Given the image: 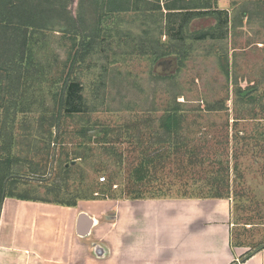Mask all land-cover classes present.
Here are the masks:
<instances>
[{"label": "rangeland", "instance_id": "374dc122", "mask_svg": "<svg viewBox=\"0 0 264 264\" xmlns=\"http://www.w3.org/2000/svg\"><path fill=\"white\" fill-rule=\"evenodd\" d=\"M78 1L71 2L68 7L74 16ZM150 1L157 3L156 0ZM167 1L160 0L161 7ZM237 2L240 6L247 5L256 16L255 0ZM232 5V0H221L218 7L230 11L233 18L238 6ZM94 8L89 6L86 9L85 18L91 23L97 18ZM155 14L160 18V12ZM125 21L133 35H126V32L119 39L120 43L116 39L108 38L106 43L104 39L100 40L101 45L95 54L81 64L79 78L90 112L84 116L86 121L68 119L64 130L68 135L60 132V139H55L59 133L54 128V137L48 146L46 130L41 132L39 123L33 122L25 131L19 118L15 154L39 164L40 171L31 173V165L23 161L18 166L22 178L16 193L26 190L32 197L74 201L79 197L82 200L89 198L93 192L112 184L111 194L119 197L107 198L109 200H132L128 196H134L136 192H142L145 197L165 195L168 199H175L173 197L179 192L187 196L208 195L212 190L210 183L223 176L225 186L222 193L231 203L232 244L249 247L252 251L263 248L264 127H259L261 130L257 132L255 121L235 123V118L239 89L245 90L247 97L255 92L253 87L257 82H262L264 88V19L257 17L236 24L231 20L228 31H225L226 38L220 43L191 40L192 51L185 66L175 62L174 57L156 65L141 57L138 37H143L144 21L138 20L136 15H128ZM163 21L166 25L167 21ZM214 24L212 18L199 19L190 24L189 32H200ZM153 33V37L158 36L157 32ZM173 36L176 38L175 34ZM44 38L50 43L48 58L51 65L43 57L42 62L53 71L51 77H58L67 66V56L73 43L59 32ZM162 39L165 41L166 37ZM226 72H229V77ZM177 93L183 94L179 101H190L189 107L205 101L216 107L225 103L224 109L227 110L188 116L183 137L190 139V147L202 148L198 158L195 157V168L177 172V162L170 165V160H163L160 163L165 167L158 168L159 162L155 163L157 167H150L149 177L139 182L135 169L142 160V150L160 147L159 142L162 143L166 134L159 129V121L164 108ZM45 102L52 107L50 98H45ZM33 117L34 114L29 124ZM84 122L93 126L92 133L98 138L88 143V147L79 149L78 142L85 141V138L76 131ZM77 150L82 158L76 159L75 164H68L72 170L66 174L60 167L67 158H73ZM182 158L188 161L186 156ZM220 161L225 163L223 171ZM199 186L202 188L200 193L194 189ZM97 195L95 193L94 196Z\"/></svg>", "mask_w": 264, "mask_h": 264}, {"label": "trees", "instance_id": "16d2710c", "mask_svg": "<svg viewBox=\"0 0 264 264\" xmlns=\"http://www.w3.org/2000/svg\"><path fill=\"white\" fill-rule=\"evenodd\" d=\"M156 1L157 3L150 0H79L77 13L74 16L68 9L72 0H0V217L6 198L77 207L81 197L74 201L68 199L51 201L32 197L26 190L16 193L22 178L18 166L23 161L31 165V173L38 174L40 171L39 164H35L28 158L21 159L15 154L19 118L22 121L20 123L23 126L22 129L25 131L33 122L39 123L41 132L46 130V136L49 138L48 146L53 140L54 128L59 133L55 139H60V132L68 135L64 131L68 119L86 121L84 116L90 112L79 78L81 64L95 54L101 45L100 40L104 39L106 43L108 38L116 39L120 43L119 39L126 32H128L126 35H133L125 21L128 15H136L138 20L144 21L141 31L143 37H138L141 42L139 48L141 57L150 60L153 65L174 57V61L182 66H185L192 51L191 40L197 42L211 40L220 43L226 38L225 31H228L231 20L232 24L233 22L236 24L249 22L257 17L264 19V0H255L257 17L247 5L240 6L238 0H232V6H238V9L234 10L233 18L230 17V11L218 7L221 0H168L164 7H161L160 0ZM89 6L95 7L94 14L97 13L96 21L92 23L85 18L86 9ZM155 12H160V18ZM207 18L214 19L215 24L200 32H189L193 21ZM163 19L167 21L166 25ZM57 32L61 33L64 39H70L73 45L67 56V66L62 69L58 77L55 75L51 77L53 71L49 69L51 64L48 58L51 53L48 47L50 43L45 41L44 36ZM153 32H157L158 36L153 37L155 34ZM163 37H166L165 41ZM218 56L222 58L221 54ZM41 57L48 62L49 66L42 62ZM226 76L229 77V72H226ZM262 85V82H257L253 87L255 92L247 97L243 96L245 90L239 89L237 92L235 123L255 121L258 127L257 132L261 130L259 127H264ZM47 97L52 100V107L47 106L45 102ZM181 97L183 94L177 93L163 110L159 129L165 132L166 137L162 143L159 142L160 147L155 150L150 148L142 150V160L135 169L139 182L149 177L150 167H157L155 163L159 162L158 168L162 167L164 164L161 166L160 162L163 160H170V165L177 162V172L195 168V157L198 158L197 155L202 148L190 147V139L183 137L182 132L188 116L226 108L225 103L216 107L205 101L189 107L190 101L181 102L179 101ZM255 107L259 109L256 110ZM32 114L34 117L29 124ZM88 125L89 122H84L81 129L76 131L79 136L85 138V141L78 142L79 149L88 147V143L98 138L95 133H92L93 126ZM41 139L44 140V136H41ZM184 156L188 159L187 162L182 158ZM80 158H82L80 151L77 150L74 152V157L67 158L60 168L69 174L72 166L67 167L68 164L71 165ZM219 164L222 166L221 171L225 170L223 169L225 163L220 161ZM221 178L210 183L212 190L208 195L187 196L188 194L179 192V195L173 198L224 199L222 189L225 181L223 176ZM194 189L200 193L202 188L199 186ZM111 190L112 184L100 189L99 192H93L91 197L84 200L117 199L119 196H113ZM95 193H98L96 197ZM141 193L136 192L134 196L130 195L128 198L132 200L168 199L165 195L145 197Z\"/></svg>", "mask_w": 264, "mask_h": 264}, {"label": "crops", "instance_id": "0c3cea01", "mask_svg": "<svg viewBox=\"0 0 264 264\" xmlns=\"http://www.w3.org/2000/svg\"><path fill=\"white\" fill-rule=\"evenodd\" d=\"M233 231L226 198L82 200L77 207L6 198L0 264H264V247L235 246Z\"/></svg>", "mask_w": 264, "mask_h": 264}, {"label": "water", "instance_id": "95a60500", "mask_svg": "<svg viewBox=\"0 0 264 264\" xmlns=\"http://www.w3.org/2000/svg\"><path fill=\"white\" fill-rule=\"evenodd\" d=\"M76 0H72V3L74 4ZM247 95V92L243 93V96L245 97ZM76 162L74 161L73 164H75Z\"/></svg>", "mask_w": 264, "mask_h": 264}, {"label": "built area", "instance_id": "2783aa9c", "mask_svg": "<svg viewBox=\"0 0 264 264\" xmlns=\"http://www.w3.org/2000/svg\"><path fill=\"white\" fill-rule=\"evenodd\" d=\"M104 180V179H103Z\"/></svg>", "mask_w": 264, "mask_h": 264}]
</instances>
